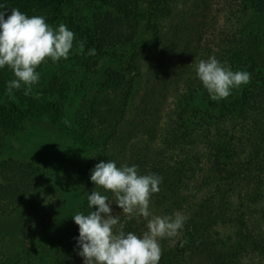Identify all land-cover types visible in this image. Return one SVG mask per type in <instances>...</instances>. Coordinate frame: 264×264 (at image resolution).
Masks as SVG:
<instances>
[{"label": "rangeland", "instance_id": "obj_1", "mask_svg": "<svg viewBox=\"0 0 264 264\" xmlns=\"http://www.w3.org/2000/svg\"><path fill=\"white\" fill-rule=\"evenodd\" d=\"M150 1L126 0L136 12L126 24L127 37L107 38L102 56L97 49L101 38L97 18L106 14L113 22L117 20L119 15L111 13L116 0H63L60 5L56 0H20L9 5V10L18 8L29 16H43L54 27L65 24L85 42V52L77 54L73 50L66 60L42 63L37 69L41 79L28 96L23 90H14V96L9 97L6 82L14 76L9 68L0 69L4 74L0 104L26 108L55 103L62 121L75 122L85 143L75 142L50 116L16 121L11 125L12 133L4 134L0 144V264H84L78 254V225L72 215L90 211L87 196L93 190L112 198L110 190L95 188L90 179L91 169L102 160H113L118 166L135 164L140 174L160 175V191L151 198L153 215L180 212L188 217L177 236L160 241L161 260L165 250L173 249L163 264L262 261L254 245H241L237 220L243 213L248 219L251 215L252 238H263L264 223L256 221L264 208L260 193L263 190L264 195V152L258 163H250L254 157L247 146L230 144L217 132L224 110L237 108L244 92H254L252 101H264V66L257 59L263 60L264 14L251 5L245 17L243 45H252L245 52L249 65L238 70L251 74L250 83L234 89L227 99L213 101L195 72L196 64L208 57L197 58L182 78L175 74V49L161 44L145 50L138 61L143 77L135 82L136 89L120 117L134 73L130 57L141 42L153 36L147 13ZM190 5L191 0L176 1L172 19L164 24L166 35L177 28L185 12H190ZM229 5L230 0L214 1L212 16L219 24ZM30 6H34L32 10ZM168 37L172 40L171 35ZM92 48L96 55H87ZM253 58L256 65L252 70L249 66ZM161 62L168 66L157 79L153 69L161 68ZM109 67L121 75L113 87L106 88L104 77ZM258 92L262 96L256 97ZM145 101L149 104L144 108ZM233 114L224 125L232 123ZM118 117V128L111 134L108 122ZM253 118L246 117L241 125ZM37 167L43 168L48 177L41 178ZM111 207L120 217L116 230L124 232L127 221L135 216L123 214L115 202ZM138 219L140 235L147 230V221Z\"/></svg>", "mask_w": 264, "mask_h": 264}, {"label": "clouds", "instance_id": "obj_2", "mask_svg": "<svg viewBox=\"0 0 264 264\" xmlns=\"http://www.w3.org/2000/svg\"><path fill=\"white\" fill-rule=\"evenodd\" d=\"M73 50L84 54L85 42L78 40L65 24L54 27L45 17L29 16L18 8H11L9 14L8 8L0 3V69L7 67L14 76L6 82L9 97L14 96V90L30 95L41 79L37 71L41 64L66 60ZM87 55H96V49L88 50ZM195 72L213 101L227 99L234 89L251 80L249 72L233 70L214 55L201 59ZM90 179L95 188L110 190L113 196L93 190L87 196L90 211L72 215L79 226L76 241L84 264H159L160 241L177 236L188 219L180 212L171 216L153 215L151 198L160 191L163 177L140 174L135 164L118 166L113 160H102L91 169ZM113 202L129 217H143L147 230L140 235L118 232L120 217L113 214Z\"/></svg>", "mask_w": 264, "mask_h": 264}, {"label": "trees", "instance_id": "obj_3", "mask_svg": "<svg viewBox=\"0 0 264 264\" xmlns=\"http://www.w3.org/2000/svg\"><path fill=\"white\" fill-rule=\"evenodd\" d=\"M56 1L59 3V5L63 2V0ZM105 1L109 3V0ZM116 1L117 2L113 4V11H111V13L112 16L115 13L119 15L117 20H114L113 22L106 14L104 16L101 15L100 18H97V21L100 23L98 27H101V38H99L97 41V49H101V56L104 54L103 49L109 40L107 38H111L110 36L119 38H125V36L127 37L126 24L130 23L132 16L136 14V12L132 10L130 4L126 2V0ZM176 1L177 0H151L149 3L147 12L148 22L153 31V36L150 40L141 42V44L130 57V67L133 69L134 73L129 80L128 90L125 94L122 104L123 106L120 110V117L125 114L127 101L132 94V91L136 89V87H134L135 82L142 80L141 77H143V73L138 61L142 58L145 50L149 48L156 49L161 44L168 48L173 46L177 53V56L174 59L177 62V64L174 66L175 74H178L179 77L182 78L187 74L188 69L193 67V64L197 58L214 55L221 62H227V64H229L233 70H238L239 68L249 65V60L246 58L245 52L246 49L249 50V47H251L252 44H249L247 47L243 45L245 35L244 30L246 26L245 17L250 10L251 5L255 6L257 10L263 12L264 14V0H230V8L227 9V14L223 19L222 24H219L218 20L212 16L215 0H191L189 10L190 12H185L181 17L182 20H180L177 28L166 35L164 32V24L165 22H168L172 19ZM19 2L20 0H0V3L4 4L8 8L9 14V5H16ZM34 6H30V9L32 10ZM169 35L172 36V40L169 39ZM229 48L231 54L229 52ZM257 59L260 62L263 61L264 66V43L263 60L261 57ZM252 62L253 65H250L249 67L253 70L254 66L256 65V60L253 58L251 63ZM159 66L161 68H158L157 70L153 69L154 75L157 79H160V75H162L161 71L165 73V66L168 65L164 66L163 62H161ZM87 67L90 68L89 65ZM120 75V72L114 68H107L105 70L104 86L106 88L113 87L112 84H114L119 79ZM3 79L4 74L0 71V83L3 82ZM260 96H262V94L258 92L256 97ZM253 97H255L254 92L246 91L243 93L241 103L237 108H226L218 123L221 124V127L218 128L217 133L219 134L220 138L228 140L230 144L238 145L237 147L240 148L247 146L246 148L250 149V152L254 157L252 159L250 158V163H253L254 161H257L258 163L262 157V153L264 152V101H260L255 98L254 101H252ZM189 102V100L186 101V104H189ZM148 104V101H145V103L142 102L144 108L148 106ZM231 113H234L232 117V123L224 125L225 119H227ZM101 115L105 116L103 113H101ZM42 116H50L52 122L55 125H58L67 134L69 133L75 142L85 143L84 136L78 132L76 123L63 122L60 108L54 103L47 106L35 105L26 108L12 107L7 105L5 106L0 104V144L5 133H12L14 128L11 127V125H14L16 121H21L28 117ZM251 116H254L253 120L250 123L245 121V125L242 126V120H246V117L250 118ZM120 117L113 118L110 122H108V129L111 134L112 131H115L118 128ZM78 120L79 119H77V121ZM139 123L140 121L138 124ZM101 124L104 123L102 122ZM35 169L41 178L44 176L45 178L48 177L49 174L46 171L43 172V168L37 167ZM251 171L252 168L250 169V172ZM36 175L37 174H35V176ZM260 193L261 197H263L264 204L263 190L260 191ZM241 211L244 212V210ZM250 217L248 219L247 214L244 213L242 216H238L237 228L240 230L239 235L242 241L241 245L245 247L250 243L254 245V247L260 251L263 258L259 263L264 264V233L263 238L259 237L256 240L252 238L255 237V232L254 229H251L250 227ZM256 222L264 223V208L261 219H259V222ZM140 223L141 221L138 219V217H132L129 221H127L124 232H134L136 234L141 233ZM75 235L76 237L79 235V226ZM252 240H254L255 243H253ZM169 250L173 249L168 248L167 251H164V257L162 258L160 264H163L164 261L172 254Z\"/></svg>", "mask_w": 264, "mask_h": 264}]
</instances>
